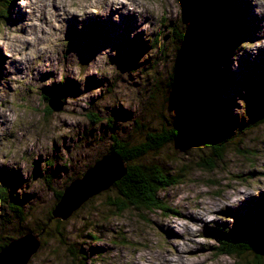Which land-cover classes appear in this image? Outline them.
Here are the masks:
<instances>
[{
	"label": "rangeland",
	"instance_id": "rangeland-1",
	"mask_svg": "<svg viewBox=\"0 0 264 264\" xmlns=\"http://www.w3.org/2000/svg\"><path fill=\"white\" fill-rule=\"evenodd\" d=\"M217 1V7L224 11L222 14L229 16L232 26L242 28L241 34L238 32V43L242 40L258 38L254 34L259 29L260 21L253 16L252 6L247 0ZM179 2L185 12L186 19L183 23L180 20L181 16H174L171 20L161 21L156 31L140 32L131 40L128 38V33L135 28L134 17H122L120 24H114L109 16L107 18L109 22H105L106 26L102 28L98 23L101 18L90 17L84 21V27L80 31L75 28V20L69 21L66 34V39L69 41L68 50L78 54L85 70L93 67L88 61L95 59V54L103 51L105 47H111L117 55L115 57L110 55L107 64L102 67L105 74L100 78L96 75L89 76L83 89L72 80H66L63 85H53L51 88L29 87L28 95L34 105L32 111L43 113L45 122L56 113L46 112L49 104L48 101H44L49 94L47 90L59 87L64 92L62 98L57 95L49 98L57 100L62 106L59 113L68 119L82 116L87 123L78 122L72 126L66 119L62 122L66 128L71 127L72 132L59 139H53L51 148L45 149L46 155L36 158L37 153L25 152L23 160L28 162L26 166L22 167L21 162H17L11 168L0 166V180L3 181L0 185H5L4 183L11 185L12 189L8 192L17 199L26 214L25 221L21 223L16 220L7 203H0V242L16 232L30 233L36 230L54 207L56 200L53 191L60 192L64 185L80 178L83 171L108 153L112 141L107 133V121L112 123L114 133L122 141L132 132L134 119L140 120L149 129L155 127L159 129V123L166 120L172 124H179L181 128L191 126L194 128L195 131L191 132L192 139L175 141L165 146L158 157L152 158L153 154L147 157L153 163H162L171 176L176 174L183 176L177 184L159 194L165 207L175 214L146 210H129L121 215L115 214L113 209L105 205L111 194L108 189L89 198L64 221L59 220L60 232H63L65 244L58 242V235L41 237L37 234L40 246L27 264H118L117 257L112 255L116 250L123 253L136 247H148L155 237L161 238V243L178 238L176 233L167 230L164 225L157 224L152 219L153 216L161 214L164 218L182 215V210L172 204L171 191L178 185L203 181L207 185L226 184L232 187L233 182L246 183L256 177L264 176V172L256 170L257 166L264 162V126L253 127L245 135L233 136L223 158L215 160L216 166L213 170H200L198 167L200 162L211 158V145L227 141L225 135L233 132L235 126L237 127L243 120L246 121L243 105H236V98L245 100L250 116L263 106V103L247 94L248 91L250 92L248 87L255 84H260L259 86L264 90V78L259 76L264 73V50L255 57L245 53L239 58V67L232 71L231 56L237 45H230L229 48H233L225 53L221 64L219 63L212 71L215 80L226 79L220 85L217 81L212 90L204 93L208 101L201 99L199 90L187 94H183L180 90L172 94L170 91L167 92L168 89H164L163 83L167 79L171 57L178 54L175 51L178 46L171 47L174 46L173 42L179 39V35L186 36L184 32H188L189 35L194 25L201 26V23L195 22L193 15L194 0L191 4L186 0H176V3ZM10 3L12 6H9L7 15L2 13L0 7L1 15H4L0 19V24L6 22L11 26L25 19L24 13L16 11V0L9 2L8 5ZM168 3L172 4V0H168ZM91 18L96 20L94 22L96 24H91ZM184 23L188 24L187 30ZM171 27L173 32L176 29L175 36L170 33ZM179 48L181 49L180 46ZM65 58L67 53L62 57L61 63ZM157 62L158 64L155 65ZM101 64L102 61H98L94 66L100 67ZM113 64L116 65L115 71L112 68ZM155 70L156 75L153 73ZM19 71L17 69V72ZM0 75H8L3 70L2 60H0ZM46 78L47 76L41 77L42 80ZM152 78L159 81L160 85H156L158 88H155L153 83L146 82ZM207 84L208 82L202 88ZM97 89H99L98 93ZM153 90L156 92L155 98L150 101L148 96ZM216 90L222 97L223 105L219 113L221 119L216 118L220 122L213 126L208 120L213 116L210 109H213L212 106L216 101ZM69 96L75 101L71 107L65 100V97ZM212 99L215 100L211 103ZM236 106L239 108L238 119L232 113L233 107ZM89 114L96 115L101 123L92 124L87 118ZM40 134L47 137L49 130L44 128ZM10 135L3 139H9ZM132 136L133 140L140 137L138 134ZM10 176L15 179L11 181ZM261 201L264 202V192L259 198L251 197L243 201L238 208L229 209L223 214L233 218L249 214L254 218L252 225L261 226V222L257 219L259 216L257 204ZM251 207H254V211L248 213ZM223 223L218 227L230 226L231 218H226ZM217 230L208 231L206 228L208 243L201 245L190 254L193 257L192 263L202 264L204 260L202 253L215 252L218 246L214 237ZM214 254L213 264H229L228 257ZM235 260L236 264H245L243 260Z\"/></svg>",
	"mask_w": 264,
	"mask_h": 264
},
{
	"label": "clouds",
	"instance_id": "clouds-1",
	"mask_svg": "<svg viewBox=\"0 0 264 264\" xmlns=\"http://www.w3.org/2000/svg\"><path fill=\"white\" fill-rule=\"evenodd\" d=\"M247 2L252 6L253 16L260 21L254 34L258 38L242 40L233 49L232 71L239 67V58L245 53L255 57L264 50V0ZM16 11L24 13L22 22L11 26L6 22L0 24V60L3 70L8 73L0 75V166L9 168L17 162H21L22 167L26 166L28 162L23 160L25 152L37 153L36 158L46 155L45 149L51 148L53 139L72 132V128H66L62 121L67 119L72 126L78 122L87 123L82 116L68 119L59 112L45 122L43 113L32 111L34 105L28 95L29 87L51 88L72 80L83 89L88 77H102L105 74L102 67L107 64L109 56L117 55L111 47H105L95 54V59L88 61L93 67L85 70L78 54L68 50L66 34L69 21L75 20V28L80 31L84 21L90 17L107 19L111 16L114 24H120L122 17H134L135 28L128 33L131 40L140 32L156 31L165 19L183 17L182 6L176 0H172V4L168 0H16ZM184 27L187 30L188 24L184 23ZM65 53L67 58L61 63ZM98 61L102 64L95 67ZM112 68L115 71L116 65L113 64ZM42 76L47 78L42 80ZM65 100L69 107L75 103L70 96ZM235 104H242L247 111L245 100L236 98ZM232 113L236 119L239 118L238 106L233 107ZM44 128L49 130L47 137L40 134ZM9 134V139H3ZM256 170L264 172V162ZM262 192L264 176L246 183L233 182L232 187L207 185L203 181L178 185L171 191L172 204L182 210V215L152 217L157 224L176 233L178 238L161 243V238L155 237L148 247H136L123 253L116 250L112 255L117 257L118 264H192L190 254L208 243L206 228L208 231L217 230L228 217L232 226L234 218L223 213L238 208L251 197L259 198ZM201 255L204 257L202 264H213L214 253ZM228 261L236 264L233 256H228Z\"/></svg>",
	"mask_w": 264,
	"mask_h": 264
},
{
	"label": "trees",
	"instance_id": "trees-1",
	"mask_svg": "<svg viewBox=\"0 0 264 264\" xmlns=\"http://www.w3.org/2000/svg\"><path fill=\"white\" fill-rule=\"evenodd\" d=\"M5 1L6 2L0 0V7L2 9L0 10L7 15L9 14V6H12L11 3L9 5L8 3L14 2V0ZM191 1L192 0H186V2L190 4ZM217 3V0H194L193 15L195 16V22L201 23V26L198 27L194 25L189 35H187L188 32H184L186 36L179 35L180 40L177 39L176 42H173L174 46L171 47L175 48L178 46V49L175 50L178 54L171 57L170 65L168 64L167 79L163 83L164 89H168L167 92L170 91L172 94V92L180 90L183 94H187L199 90L201 99L208 101L209 99H207L204 93L212 90V87L216 85L217 81L219 85L222 82L224 83L226 78L220 80L218 78V80H215L212 71L219 63L221 64L225 53L230 49V45L239 44L237 36L238 32L241 34L242 28L232 26L229 16L222 14L224 11L217 7ZM3 16L4 15H1L0 12V19L3 18ZM6 17L7 16H5V18ZM199 17H202V19H199ZM185 19V12H183V17L181 16L180 20L183 23ZM175 30L173 32L172 27L170 29V33L173 34V36H175ZM158 62L160 61L158 60ZM158 62L155 65H157ZM153 73L156 75V70L153 71ZM259 76L263 79L264 73ZM146 82L153 83L155 88H158L156 85H160L159 81L155 78L149 79V81ZM199 82L200 84H198ZM206 82H208V84L202 88ZM259 85L260 84H255V86L248 87L250 92L248 91L247 96L249 95L252 99L263 103L261 107L262 110H260V108L256 113L254 112L255 114L253 113V115L251 114L252 116H250L248 111L249 107H247L246 111L244 106H242L246 121L243 120L244 122L242 121L237 127L235 126L233 132L225 135V137L228 138L227 141L210 146L212 153L211 158L209 160H203L198 164L200 170L207 169L211 171L215 168V160H221L223 158V154L226 152L225 149L230 140L233 139V136L245 135L253 127L264 126V90H262L263 87ZM155 91L153 90L151 94L148 93V95L150 94L148 96L150 101L154 100ZM217 92L216 90L215 109L214 105L212 106L214 110L210 109V113H212L214 117L212 116L211 120H208L209 124L213 126L218 125L220 122L217 121L216 118L218 119L220 117L219 119H221L219 113L223 105L221 103L222 97ZM47 93L49 94H47L44 99L45 102L49 101V98L53 95L62 98L64 92L59 87H55L51 90H47ZM214 100L215 99H212L210 102L212 103ZM46 112L50 113V110L46 108ZM87 118L92 124L101 123V120L96 117V115L89 114ZM107 122V133L112 141L108 153L112 152L122 160L125 165V175L109 189L111 194L107 198L108 202H106L105 205L113 209L115 214L120 215L129 210L169 212L170 210L165 207L163 199L159 194L165 189L177 184L179 179H182L183 176L181 174L171 176L170 172H167L162 163H153L149 161L147 157L153 155L152 158L158 157L165 146L173 144L175 141L181 142L179 140L192 139L191 137H193V134H191V132L195 131L194 128H192V126L188 128L184 125L182 126L187 128H181L179 124H172L166 120L159 123V129L156 127L149 129L148 126L143 124L140 120L134 119L132 121V132L128 133L129 135L122 141L114 133L112 123L110 121ZM211 133L213 134V132ZM137 134L140 137L137 140H133L134 138L132 135ZM84 172L85 171L82 172L80 177H82ZM5 176L7 177V175ZM12 177L13 176H10L11 181L15 179ZM1 182L3 181L0 180V184ZM4 184L5 185H0V203H7V206H9L16 220L23 223L26 216V214H24L25 210L18 204L17 199L8 192L12 189L11 185ZM68 185L69 183L64 185L60 192L53 191L56 200L55 204L62 195L64 188ZM257 206V213L259 215L257 219L261 222V226L252 225L254 218L249 214L242 218H234L235 223L232 226L219 228L215 233L214 237L218 246L215 248L214 253L225 257L233 256L237 260H243L245 264H264V257L261 255L264 252V202L261 201ZM253 208L254 207H251L248 213L253 212ZM52 209L47 217L41 221L39 227L34 231H30V233H36L41 235V237H54L58 235V242L65 244L63 232H60L61 222L51 217ZM169 213L175 214L174 212ZM27 233L29 232L23 233L20 231L16 232L13 236L6 237L0 242V250L5 247L9 241Z\"/></svg>",
	"mask_w": 264,
	"mask_h": 264
},
{
	"label": "water",
	"instance_id": "water-1",
	"mask_svg": "<svg viewBox=\"0 0 264 264\" xmlns=\"http://www.w3.org/2000/svg\"><path fill=\"white\" fill-rule=\"evenodd\" d=\"M48 108L59 112L62 106L50 99ZM207 145V144H206ZM208 145H210L208 143ZM125 175V165L114 153L109 152L97 160L82 175L64 188L51 217L60 221L67 219L92 196L106 191ZM42 233V232H41ZM40 246L37 234L27 233L8 242L0 250V264H27ZM264 257V252L261 254Z\"/></svg>",
	"mask_w": 264,
	"mask_h": 264
},
{
	"label": "bare ground",
	"instance_id": "bare-ground-1",
	"mask_svg": "<svg viewBox=\"0 0 264 264\" xmlns=\"http://www.w3.org/2000/svg\"><path fill=\"white\" fill-rule=\"evenodd\" d=\"M23 20H24V18H23ZM90 22H91V24H96V23H94V22H96V20L94 19V18H91V20H90ZM105 22L106 23H108L109 21H108V19H100L99 21H98V23H99V26L101 25V28L102 27H104V26H106L105 25ZM97 30H99V29H97ZM96 31V30H95ZM108 39V38H107ZM136 68V67H135ZM121 156V155H120ZM242 218V217H241ZM54 219V218H53ZM55 220V219H54ZM192 264H198V263H192Z\"/></svg>",
	"mask_w": 264,
	"mask_h": 264
}]
</instances>
